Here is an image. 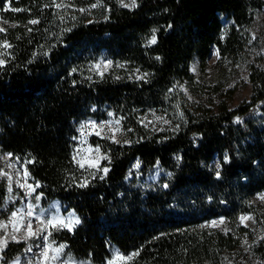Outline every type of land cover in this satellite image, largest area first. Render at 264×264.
Segmentation results:
<instances>
[{"label": "trees", "instance_id": "1", "mask_svg": "<svg viewBox=\"0 0 264 264\" xmlns=\"http://www.w3.org/2000/svg\"><path fill=\"white\" fill-rule=\"evenodd\" d=\"M136 1L0 0V43L10 45L0 47V169L26 167L44 206L74 211L72 231L51 232L74 259L105 264L116 248L139 253L127 264H236L242 240L253 238L237 218L254 214L251 200L264 190V33L253 32L264 2ZM213 50L227 79L246 69L251 96L231 109L229 90L190 110L174 87L192 82L190 63L204 69ZM100 57L113 65L102 77L92 70ZM151 110L171 117L173 130L144 131L138 116ZM109 114L132 141L92 138L108 157L105 176L73 157L80 125ZM155 168L156 179H145ZM8 192L0 179V220L20 203H7ZM219 218L228 232L207 226ZM24 248L7 243L3 263ZM256 250L264 258L262 240Z\"/></svg>", "mask_w": 264, "mask_h": 264}, {"label": "rangeland", "instance_id": "2", "mask_svg": "<svg viewBox=\"0 0 264 264\" xmlns=\"http://www.w3.org/2000/svg\"><path fill=\"white\" fill-rule=\"evenodd\" d=\"M117 3L118 0H115ZM125 3H128L129 0H124ZM264 2V0H263ZM137 3V1H136ZM120 4V3H119ZM253 32H263L264 33V11H261L256 19L255 24L253 26ZM218 53L216 50H213L211 54L209 55V59L207 61V64L204 69H201L199 66V61L197 58L194 59L193 62L189 65V72L192 74V82L190 83H180L175 85L174 89H176L177 93H179L182 98V103L186 104L187 107H189L190 110H194L196 106H204V107H210V105L218 104L219 99L218 96L225 95L229 90L233 91L232 96L226 100L227 105L229 108H237L240 106L241 103L248 101L251 93L252 88L248 82V72L246 69H240L239 74L235 75L234 77L226 78L224 75H226V72H222L223 68L222 65L218 62ZM108 59L100 57L97 59V62L93 65V72L100 76V72L105 75L108 73L111 68L113 67L112 63L109 64ZM101 65L100 69L97 70L94 66L95 65ZM103 65H108L107 68H104ZM216 89L220 90L222 94H215ZM219 92V93H220ZM158 117L162 119H157ZM139 123L142 126L143 130L152 134V133H161L166 131L173 130V120L171 117H169L167 114H164L161 111L157 110H151L147 111L141 115L138 116ZM119 121V124L117 125L115 122ZM91 122H95L97 125L99 124H105V127L100 135H96L95 131L99 130H93L91 129ZM87 124L89 125L88 128H86L83 131V135L81 134V125ZM80 125L79 128V138H78V146L76 148L75 162L77 165L78 161L81 159V156H84L86 158L85 160V167L87 166V160L92 159H98L99 161V167L103 169L104 167H107L102 164L105 159H100V157L105 156L103 152L99 149V152L96 153L94 150L97 148V146L92 145L91 140L93 137L99 138V139H105L110 140L113 142V140L110 138L113 134V130L117 127H119L120 131L115 133L116 140L118 142H114L116 144H130L132 141V134L131 130L124 127L123 123H121V120L118 118H115L112 114H109L107 119L104 121L100 120H88L87 122H83ZM111 124V128L108 126ZM86 141V142H85ZM80 149L81 151L77 152V150ZM89 149H92L93 151H89ZM12 164L14 167L9 168L8 165ZM4 171L5 172H11L15 179H19V177L16 175V171L19 170L21 173L22 168L18 166V163L15 162H4ZM139 168V164L134 163L132 170L134 172H137ZM90 169V168H88ZM91 170H95L94 168H91ZM102 172V171H101ZM103 173V172H102ZM104 174V173H103ZM159 175V170L155 168L153 172L148 174L145 179L148 181H153L156 179V177ZM30 183V182H29ZM13 191L11 193L8 192V201L7 203H14L15 201H19V205L16 206L12 211L20 210L22 213H27L29 210V206H31L33 211V217H30L32 221L33 228L37 227H44L43 224L40 223V220H47L53 217H59L60 219H63L65 221L73 218H77L74 211H68V212H62L60 211L54 204H50L48 206H44L41 203V200H35L34 196L37 195L36 192L33 194L32 197H29L25 194L23 190L16 187L15 182L12 185ZM19 193V194H18ZM264 196V190L261 192H258L251 200V204L253 205L254 214L251 213H243L240 214L237 218L238 223L245 227V224L248 226V228L251 232V235H253V238H246L242 240V252L238 254L236 257V264H264V258H261L258 256L257 247L260 240L263 241L264 246V239H261V237H264V200H261L260 197ZM41 199V198H40ZM11 213L9 214L8 218L11 216ZM241 216H250L252 219L245 221V224H242L240 221ZM36 217H39L40 220H38ZM8 218L6 220H0V221H8ZM223 220L222 218L214 219L213 221H220ZM211 221L208 223L209 228H216L221 230L222 232H228L229 226L226 221H224L223 224H218V226H210ZM76 225L73 226L72 230L75 228ZM67 228H51L48 227L46 229L45 235H47L48 232H52L53 230H65ZM68 230V229H67ZM7 234V243L9 242H15V243H25V248L14 259L9 261L7 264H36L38 256L37 254L41 251L40 248L36 247L37 245H43L44 240L43 237L40 239H26V233L24 231H20L19 233H14L13 227L11 224L8 225V228L6 230H0V237H5ZM12 235H16V240H12ZM48 241L52 242L53 247H57L61 244L57 243L56 241L52 240L51 236L48 237ZM32 248V251H29V248ZM117 252V249L114 248L111 250L110 258ZM127 256V255H126ZM108 259V260H109ZM61 260H67L69 261V264H85V260H77L68 255L65 254V251L63 249V253L61 255ZM107 260V261H108ZM107 261L105 264H107ZM0 264L3 263V258L1 257L0 252ZM51 264H59V262H51ZM91 264V263H90Z\"/></svg>", "mask_w": 264, "mask_h": 264}, {"label": "snow or ice", "instance_id": "3", "mask_svg": "<svg viewBox=\"0 0 264 264\" xmlns=\"http://www.w3.org/2000/svg\"><path fill=\"white\" fill-rule=\"evenodd\" d=\"M118 2L120 3L121 7H125V8H135L137 6L136 4V0H129L128 3H125L124 0H118ZM57 8H61V7H66L67 5H62L60 3H57L55 5ZM101 6L100 4V0H97V3H94L91 7L95 8ZM12 11H23V9H10ZM81 12L85 11V9H80ZM28 23L30 24H37L39 23L38 20L32 19L29 20ZM31 30V29H29ZM5 29L0 27V32H4ZM156 29L152 30V36L150 37V39L148 40V46L150 45H154L157 42V37H156ZM0 47L3 48H9L10 45L7 43V41H4L3 43H0ZM157 59H159V57H157ZM111 62H109L110 64ZM5 64V61L3 59H0V67H3ZM121 66V65H118ZM97 70L100 69L101 65H95L94 66ZM104 68H107L108 65H103ZM138 71V70H137ZM100 75L103 76V73L100 72ZM138 79H143V77H137ZM90 79V77H89ZM157 119H162L160 117H158ZM237 122L239 123L240 121L237 120ZM117 125L119 124V121L115 122ZM111 128V124L108 125ZM89 125L87 124H82L81 125V134L83 135V131L88 128ZM105 127V124H99L97 125L95 122H91V129L96 130L99 129L97 131H95L96 135H100L101 132L103 131ZM120 129L119 127L115 128L113 130V134L110 137L113 142H118L116 140V136L115 133L119 132ZM86 142V141H85ZM81 150L78 149L77 152L79 154ZM89 151H93L92 149H89ZM96 153L99 152V148L97 147L94 150ZM9 158H11L12 154H7ZM73 159H76V157L74 156ZM100 159H108L107 156H103L100 157ZM225 159L227 160V156L225 157ZM85 160L86 158L84 156H81V159L78 161V164L81 168L85 167ZM87 166L88 168H94L97 171H102L104 173V175L106 176L109 169L107 167H104L103 169H101L99 167V161L98 159H92V160H87ZM27 163H31V161H28ZM9 168L14 167L12 164L8 165ZM16 175L19 177V179H15L14 180V176L11 172H5L3 169H0V179H6L7 183H8V191L9 193H11L13 191L12 185L15 182L16 187L20 188L21 190H23L25 192V194L29 197H32L33 194L36 192V188H39L40 185L39 183H36L35 185L29 183L28 181L30 179H32L28 169L26 167L23 168V172L21 173L19 170L16 171ZM93 177L95 178V173H92ZM217 176H219V173H217ZM100 179H104V176H101ZM80 187H86L87 186V182H81V184L79 185ZM35 200H40L41 196L39 194L34 196ZM261 200H264V196L260 197ZM30 217H33V211L31 206H29V210L27 211V213H22L20 212V210L14 211L11 213V216L8 218V221H0V230H6L8 228V225L11 224L13 227V231L14 233H19L20 231H24L26 233V239H40L41 237H43L44 240V244L43 245H37L36 247L40 248L41 251L37 254L38 259L36 264H51V262H59V264H69V261L67 260H61V255L63 253V249L66 247V245H59L57 247H53L52 242L48 241V237L51 236V232H48L47 235H45L46 229L48 227L51 228H55V229H59V228H67L69 231H72V228L74 225H77L80 223L79 219L73 218V219H69L67 221L60 219L59 217H53L50 219L45 220H40L39 217H36L38 220H40V223L44 225V227H37V228H33L32 225V221L31 219H29ZM252 218L250 216H241L240 217V221L242 224H245V221L251 220ZM224 221L220 220V221H213L211 223L210 226H218V224H223ZM248 225L245 224V227H247ZM7 234L5 237H0V252H3L6 247H7ZM12 240H16V235H12ZM261 239H264V237H261ZM29 251H32V248H29ZM139 253L138 252H134L130 255H123L121 254L119 251H117L111 259H109L107 261V264H127L128 261H131L133 259V257L137 256ZM85 264H90V262H85Z\"/></svg>", "mask_w": 264, "mask_h": 264}]
</instances>
